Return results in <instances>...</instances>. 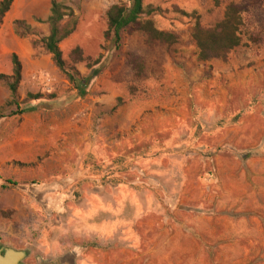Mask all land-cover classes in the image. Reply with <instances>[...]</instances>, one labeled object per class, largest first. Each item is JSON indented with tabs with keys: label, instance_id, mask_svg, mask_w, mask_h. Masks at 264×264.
<instances>
[{
	"label": "rangeland",
	"instance_id": "rangeland-1",
	"mask_svg": "<svg viewBox=\"0 0 264 264\" xmlns=\"http://www.w3.org/2000/svg\"><path fill=\"white\" fill-rule=\"evenodd\" d=\"M54 1L64 2L77 20L60 49L85 88L81 81L78 88L70 83L42 45L31 55L21 53L19 110L25 111L0 126V142L31 122L43 156L31 167L0 161V249L26 253L22 264H158L154 260L165 256L160 264H264L263 123L256 116L238 128L233 124L241 108L264 104V61L251 64L263 75L259 98L250 101L236 89L241 62L260 56V48L249 47L244 38L241 48L200 65L194 20L175 11L179 0H143L163 10L151 20L177 34L178 44L149 47L141 35L123 34L121 49L108 52L107 11L127 0ZM16 2L35 33L22 41L32 45L47 37L48 25L31 11L39 1ZM188 3L201 8L208 25L229 3L248 4L250 28L264 38V0H219V7L213 0ZM7 27H0V43L11 47ZM76 48L91 61L72 62ZM128 55L142 58L146 79L134 78ZM11 58L1 59L2 70L10 69ZM36 62L43 71L38 73ZM227 70L234 75L230 80L222 76ZM223 91L232 93L224 112ZM43 92L47 102L31 107L24 101L27 93ZM113 95L118 97L111 109L101 99ZM130 108L145 110L132 125L125 118ZM8 152L2 149L0 158ZM8 181L16 186L3 189ZM166 220L168 228L175 225L166 240L159 232L145 233ZM182 224L196 225V241L179 231ZM170 237L176 238L173 249L164 246ZM154 250L159 257L149 255Z\"/></svg>",
	"mask_w": 264,
	"mask_h": 264
},
{
	"label": "trees",
	"instance_id": "trees-1",
	"mask_svg": "<svg viewBox=\"0 0 264 264\" xmlns=\"http://www.w3.org/2000/svg\"><path fill=\"white\" fill-rule=\"evenodd\" d=\"M215 5L219 6V0H214ZM14 0H3L0 3V27L3 25L6 15L12 8ZM175 11L182 17L194 20L192 28V40L195 42L198 56V63L206 64L213 60H219L227 56L230 52L235 51L244 44L249 47L260 48L264 44V38L259 30H251L250 28V13L248 4L229 3L225 7L223 20L214 27H204L201 25L196 13L186 14L179 11L176 7ZM164 12L161 8L153 5L144 6L143 0H127V3L113 5L107 11V30L104 33L105 41L108 43V52L119 51L122 47L123 34L132 36L139 33L145 39V44L149 47L157 45L170 48L179 42L177 34L162 32L157 29L151 17L162 15ZM70 19L69 22L63 24L65 19ZM38 23H45L49 27V35L40 40L32 42L33 47L42 45L44 50L51 55L55 67L65 75L70 83L77 87L78 81L82 82V89L85 88V80L80 76V73L69 66L64 60L63 53L60 49V44L67 40L74 32L77 26V20L74 17L71 9L65 6L64 2L53 1L50 8V16L45 22L36 20ZM14 34L21 39L34 37L33 28L24 20H16L13 22ZM70 58L74 63H83L91 61L85 58L80 48L74 49ZM103 60V56L99 57L94 62L99 65ZM12 75H0V84L5 87L10 98L0 109V122L6 116L2 113L4 109H15L19 112H10V116H19L25 110H19V88L22 82L23 67L17 55H12ZM128 66L133 70L134 78L144 80L146 78L145 63L139 56L128 55ZM96 73L93 77H96ZM78 88V87H77ZM132 92V91H131ZM132 94V93H131ZM41 94H27L25 102L40 101L43 99ZM237 119H234L236 121ZM20 167H28L22 164H15ZM34 166V165H31ZM30 166V167H31ZM7 185V186H6ZM3 189L8 186H16L13 182H6ZM230 215V214H229Z\"/></svg>",
	"mask_w": 264,
	"mask_h": 264
},
{
	"label": "crops",
	"instance_id": "crops-1",
	"mask_svg": "<svg viewBox=\"0 0 264 264\" xmlns=\"http://www.w3.org/2000/svg\"><path fill=\"white\" fill-rule=\"evenodd\" d=\"M2 1L3 0H0V3ZM38 1L39 2L37 3V5L34 6V8L31 11H32L34 17H36V19L45 22L48 19V17L50 16L51 3L54 0H38ZM188 1L189 0H179V5L175 6V7L179 11L184 12V13L189 14V15L192 13H196L202 26L208 27V28L214 27L216 24L220 23L223 20L225 8L223 9L222 14H220V18L213 25L205 24L203 21L204 16H203V12H202L201 8H199V6H197V5L190 6ZM195 1H198V0H195ZM213 2H214V0H213ZM148 5H153V6L157 7L154 4H144V6H148ZM213 5H214V7L220 6V5L216 6L215 3H213ZM184 18H186V17H184ZM16 20H24L28 24H31L29 16L21 13V10L19 9L18 3L16 2V0H14V3L12 5L11 10L6 15L4 22H3V25L1 26V27H7L8 24H11V26L7 27V29L12 28L13 34H11V36H10V39L12 40V46L6 47L5 45L2 44V42L0 43V61L2 58L8 57L9 55H11V56L17 55L18 58L20 59L21 63H22V60L20 58L22 55L21 53L25 54V52H26V54L30 53V55L34 53L33 45L29 44V42L22 41V40H26V39H20L14 34L13 22ZM155 25H156V23H155ZM157 29L162 31V32L165 31V30H162L158 27H157ZM135 34H139V33H135ZM139 35H141V34H139ZM142 38H143V36H142ZM143 40L145 43L144 38H143ZM241 47H239V48H241ZM197 56H198V53H197ZM263 61H264V44H263V46L260 47V56L255 57L254 59L250 60L249 62H246V61L241 62L242 64H241L239 70L237 71V82H238L237 87H236V85H234L235 83L232 85V87H236V89H238L240 91V93H245V95L248 96L250 101L251 100L254 101V100L259 98V96H260V84L262 81L260 79H262V76H263L262 74L257 73V72H259V70L256 69V71H255V68H252L251 64L253 65V63H255L256 65H258V63L261 64ZM197 62H198V60H197ZM198 64L204 65L201 63H198ZM206 64H208V63H206ZM34 65L37 67L36 70H38V73L43 71L42 70L43 66H42L41 62H36ZM22 67H23V63H22ZM38 73H36L34 75L36 76V75H38ZM0 75H6V76L12 75V63H11L10 69L7 71L2 70V68L0 67ZM215 76L220 77L221 75L219 73H216ZM222 76H225V78L227 77V79L230 80L234 75L231 76L230 72L227 70V71L222 73ZM35 87H36L35 84H33V88H35ZM233 89H235V88H233ZM251 89H253V90H251ZM251 91H255V92L253 94H251ZM20 92H21V85L19 88V97H20ZM27 94H30V93H27ZM37 94H41L44 97L40 101H31L30 102L32 104L31 107H35V105L42 103V102H47V100H48L47 95L44 94V92L43 93H37ZM231 94L229 92H225V91H223V93H222L223 103H221L222 105L220 107H221L223 112H224V110L228 111L227 110V103L229 101V97ZM0 95L3 96V99L0 100V109H1V107H3L4 104L6 103V101L10 98L9 91L5 87H3L1 84H0ZM117 97L118 96L113 95V96L105 97V98L101 99V101L104 103H106V102L112 103V105L110 107L112 109V108L116 107V100H114V99H116ZM225 99H226V101H224ZM213 106L214 105L211 104V106H209V109L212 110ZM11 111H15L14 108L11 109L10 112ZM128 111L129 112L125 118L130 125L134 124L135 121L139 120L145 112L144 109H142L141 111H137V110H131V108L128 109ZM261 113H262V115H260ZM256 116H260L259 119L263 123L262 128L264 129V104L260 105V106L254 105L253 107L252 106L250 107V105H248L244 108H241L239 114L236 115L234 118L237 120L234 121V119H233L234 127L238 128L248 120H257ZM40 117H41V114L40 115L35 114L36 120L40 119ZM16 118H19V117L18 116H6L4 119L1 120L0 126L2 127L8 121H12V122L16 121L15 120ZM12 122H10V123H12ZM218 123H219V120L216 121V125H218ZM30 124H31V122L25 121V123H23L20 126V129L15 132L14 137L10 138L9 140H7L3 143L0 142V151L4 148L6 150L7 149L9 150L7 156L5 158L2 156L0 158V161H2L3 163H7L9 161H14L15 164H22V165H26V166H31V165H35L38 162V160L43 156L42 154L39 153V149H38L37 144L35 143V139L31 136ZM228 128L229 127H227V129ZM256 128H261V127L257 126ZM209 221H211V219H209ZM168 225H169V223L167 222V220H166V222H163V223L161 222L159 224L158 223L156 224L154 222L151 226L149 225L145 229V233L150 234L153 232H159L161 236H163V235L165 236V240H166L169 236V233H173L175 231V227H174L175 225L174 224L170 223V225H171L170 227H172V228H168L167 227ZM197 229L198 228L196 227V225H195V228H193V227L188 228V227H185L184 224H182L180 226L179 231H181V232L183 231L187 235H191L195 239L194 241H196L197 237H198ZM100 232H103V231L100 229ZM129 233H131V231ZM181 236H183V234H181ZM111 237H113V235ZM184 237H185V239H190L188 236H184ZM159 239H158V242H159ZM175 240H176L175 237H170L168 239V241L166 243H164V246H168V247H170V249H173L174 248L173 243H175ZM150 253H151L153 258L159 257V254H160L159 250H154L153 252H149V255H150ZM167 258H168V256H165L162 259H160V258L157 260L155 259L154 262L160 264L162 261L167 260Z\"/></svg>",
	"mask_w": 264,
	"mask_h": 264
},
{
	"label": "water",
	"instance_id": "water-1",
	"mask_svg": "<svg viewBox=\"0 0 264 264\" xmlns=\"http://www.w3.org/2000/svg\"><path fill=\"white\" fill-rule=\"evenodd\" d=\"M27 254L13 249L0 250V264H21Z\"/></svg>",
	"mask_w": 264,
	"mask_h": 264
},
{
	"label": "flooded vegetation",
	"instance_id": "flooded-vegetation-1",
	"mask_svg": "<svg viewBox=\"0 0 264 264\" xmlns=\"http://www.w3.org/2000/svg\"><path fill=\"white\" fill-rule=\"evenodd\" d=\"M22 264V263H21Z\"/></svg>",
	"mask_w": 264,
	"mask_h": 264
}]
</instances>
